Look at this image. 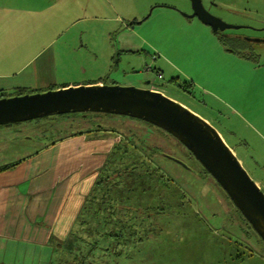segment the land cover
Returning a JSON list of instances; mask_svg holds the SVG:
<instances>
[{
  "label": "rangeland",
  "instance_id": "1",
  "mask_svg": "<svg viewBox=\"0 0 264 264\" xmlns=\"http://www.w3.org/2000/svg\"><path fill=\"white\" fill-rule=\"evenodd\" d=\"M201 1L211 15L238 29L216 34L197 18H184L182 14L192 13L188 0H89V20L78 22L85 33L80 35L75 26L73 33L58 38L55 48L67 54L62 68L73 78H78L79 68L85 69L74 86L101 80L107 86L155 87L201 115L264 193V0ZM47 25L52 23L47 20ZM237 35L261 37V56L237 53L232 41ZM130 43L138 55L117 54ZM71 68L75 70H67ZM185 83L191 84L188 95L181 89ZM85 114V119L52 115L0 126V165L21 162L62 133L93 125L92 120L103 131L117 133L113 146L131 138L138 152L141 143L153 148L137 160L120 152L115 165L139 162L141 172L157 169L170 190L160 189L157 176L138 190L143 192L132 205L140 208L137 215L116 213L114 225L100 229L97 240L86 231L95 223L84 226L80 237L85 251L92 242L97 248L81 253L85 264H264V243L215 180L172 137L128 117ZM105 247L107 251L98 250ZM64 254L70 264H80L76 246Z\"/></svg>",
  "mask_w": 264,
  "mask_h": 264
},
{
  "label": "crops",
  "instance_id": "2",
  "mask_svg": "<svg viewBox=\"0 0 264 264\" xmlns=\"http://www.w3.org/2000/svg\"><path fill=\"white\" fill-rule=\"evenodd\" d=\"M88 4L89 0H0V92L22 95L77 84L85 69L79 68L78 78L64 71L67 54L55 44L78 28L82 18L89 20ZM78 32L85 33L79 28ZM123 45L122 50L133 46ZM112 147L104 138L62 133L15 169L0 173V264L54 263L55 248L75 231Z\"/></svg>",
  "mask_w": 264,
  "mask_h": 264
},
{
  "label": "water",
  "instance_id": "3",
  "mask_svg": "<svg viewBox=\"0 0 264 264\" xmlns=\"http://www.w3.org/2000/svg\"><path fill=\"white\" fill-rule=\"evenodd\" d=\"M191 14L212 32L237 30L211 15L201 0H189ZM96 113L139 120L171 135L215 180L234 208L264 243V193L233 150L205 119L160 92L89 84L0 98V126L52 115Z\"/></svg>",
  "mask_w": 264,
  "mask_h": 264
},
{
  "label": "trees",
  "instance_id": "4",
  "mask_svg": "<svg viewBox=\"0 0 264 264\" xmlns=\"http://www.w3.org/2000/svg\"><path fill=\"white\" fill-rule=\"evenodd\" d=\"M22 93H28V92H22ZM4 94L6 93L0 92V95H4ZM75 115H78L80 116V118L85 119L87 114L78 113V114H68V115H58V116L64 118H69L70 116H72L73 120H75V118L77 117ZM91 123H93V125H89L88 127H86V129L78 128L75 131L71 130L69 133H63V134H67L69 136L89 135L91 136V138H95V139L104 138L107 139L108 141H112V139H114V137L117 134L109 131L108 129L103 131L101 126H97L94 120H92ZM9 125H5V127H8ZM165 134L169 135L166 132ZM118 135L121 136V134ZM169 136L172 137L171 135ZM59 138L60 137L58 138L56 137V139ZM127 139L128 141L125 140L126 142L123 143V146L119 147L118 145H115L112 147V149L110 150L111 153L110 157L106 159L105 163L98 170V178L94 181V184L91 186V190L84 201L79 216L77 217V225L75 227V231L69 234L67 240L58 243L57 247L55 248V261L53 264H70L69 262L70 260L66 259L64 253L71 250L74 246L77 247V251L79 250L80 254L85 251V247L83 246V240L80 237V232H83L82 229L84 226L86 225L88 226L89 224L91 225L92 222L95 223L94 228H90L86 231H88L87 236L90 235V238H92L94 235L95 239L97 240L100 236V232H99L100 229L105 228L107 225H114L116 220L115 218L116 213L118 214V212H122L124 210L125 212L130 211L135 213L134 215H137L138 213L136 209L139 210L140 208L137 205L136 206L138 208L132 207V205L134 206L135 204H137L136 200H138L137 199L138 196H140V194L143 192V190L142 192H138V190L141 188L144 189L147 183L156 181L157 178L159 177L160 180L158 181H159L160 189L166 192L170 190L167 188L170 182L167 181L168 182L167 183L163 181L164 180L163 176L160 174L158 176L157 169H153V170L142 169L143 172H141V169L139 168L140 166H137L139 162H135L130 167L129 166L121 167L119 165L117 167L115 165V163L120 160L119 155L122 152L124 153L123 157L132 158L133 156V158L137 160L139 159L137 157L141 158L142 156L146 155V152H149L150 150L153 149L150 145L141 143L139 146L142 148H140V152H138L137 151L138 146L135 140L133 141L131 140V138H127ZM174 140L181 147L185 149V151L191 158H193V156L190 154V152L186 150L184 146H182L176 139ZM158 144L161 145L162 142H158ZM159 145H156V149L160 150ZM128 152H130L131 154H127ZM165 154H161V155L171 159L169 156ZM28 158L29 157L23 159L21 162L25 161ZM21 162L11 163L7 165H0V173L15 169ZM142 165L141 167H143ZM136 179H141V180H136ZM161 193L164 196V192L161 191ZM141 225L139 224V226ZM89 244L91 246L89 247L88 250L85 251L86 254L87 253L90 254L93 252V250L97 249L96 247H94L95 243L92 242ZM101 249L98 248L100 252L108 250L106 247ZM85 259L86 257L81 254V256L78 259V263L85 264L86 261Z\"/></svg>",
  "mask_w": 264,
  "mask_h": 264
},
{
  "label": "flooded vegetation",
  "instance_id": "5",
  "mask_svg": "<svg viewBox=\"0 0 264 264\" xmlns=\"http://www.w3.org/2000/svg\"><path fill=\"white\" fill-rule=\"evenodd\" d=\"M151 14V11L148 13V16ZM147 16V17H148ZM146 19V18H145ZM144 18L142 20H139L138 22L136 20H133L131 24H138V23H141L142 21L145 20ZM221 20V19H220ZM222 21V20H221ZM240 28H244V27H240ZM239 28V29H240ZM246 29H249V27H247ZM233 30V29H231ZM253 31V30H252ZM255 31H261V29H257ZM224 32V31H223ZM223 32H217L216 34H221ZM238 47H237V50L236 52L237 53H240L241 55H250V54H253V55H258V56H261V37L260 39H247L245 38L244 36L242 35H237L235 36V38L233 37V40H232ZM264 42V41H263ZM233 44V43H232ZM248 44H251V46H248ZM253 44H257L258 46H254ZM234 45V44H233ZM120 52H123L125 54H128V53H133V55H138L139 52L138 51H132V50H120V51H117V54L120 53ZM157 73V72H156ZM158 76H160L159 73H157ZM175 79H171L169 80V83L170 82H174ZM187 86H189V88L186 86V87H181L182 91L184 93H186L187 95L190 94L191 92V84H188V83H185ZM180 87V86H179ZM146 89V88H145ZM148 89L150 90H153V91H157V92H160L162 93L163 95H165L166 97H169L168 95L164 94L163 92H161L160 90L156 89L155 87H149ZM12 96H17V95H0V98H4V97H12ZM173 100L172 97H169Z\"/></svg>",
  "mask_w": 264,
  "mask_h": 264
}]
</instances>
